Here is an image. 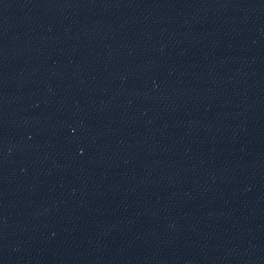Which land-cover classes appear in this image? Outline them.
<instances>
[{
    "label": "water",
    "instance_id": "obj_1",
    "mask_svg": "<svg viewBox=\"0 0 264 264\" xmlns=\"http://www.w3.org/2000/svg\"><path fill=\"white\" fill-rule=\"evenodd\" d=\"M0 264H264V0H0Z\"/></svg>",
    "mask_w": 264,
    "mask_h": 264
}]
</instances>
